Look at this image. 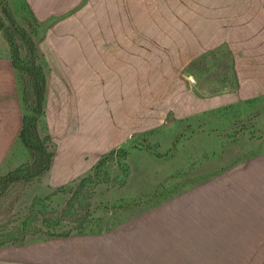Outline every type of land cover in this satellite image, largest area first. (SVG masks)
Instances as JSON below:
<instances>
[{"label":"rangeland","instance_id":"374dc122","mask_svg":"<svg viewBox=\"0 0 264 264\" xmlns=\"http://www.w3.org/2000/svg\"><path fill=\"white\" fill-rule=\"evenodd\" d=\"M123 14L118 10V17ZM12 16L38 39L41 31L24 9ZM187 25L159 26L157 11L151 14V51L165 59V72L158 75L165 79L157 76L140 98V116L148 121L136 122L131 137L102 155L93 153L92 139H84L86 145L72 158L82 167L70 171L66 184L52 185L49 171L28 184L11 186L0 198V232L16 237L32 209L56 217L60 212L83 213L89 204V219L64 221L54 233L65 236L56 238L33 222L23 242L0 247V259H15L0 264H264V248L241 249L250 236L252 243V228L244 224L248 218L234 211L229 216L221 201L224 195L244 200L264 194V95L242 99L229 47L202 52L206 44L201 40L197 52L192 51ZM121 29L119 23L118 34L124 35ZM46 76L49 91L36 124L57 157L75 138L80 121L76 105L49 97L63 76ZM26 82L22 80L23 90ZM226 94L230 96L219 98ZM222 100L225 105L216 107ZM31 103L33 98L24 102L27 115H34ZM97 113L102 120L107 116L103 107ZM113 150L126 153L119 152L98 174L95 167ZM20 159L24 162L27 156L20 154ZM195 203L204 206L191 211ZM226 220L230 226L221 224Z\"/></svg>","mask_w":264,"mask_h":264},{"label":"crops","instance_id":"0c3cea01","mask_svg":"<svg viewBox=\"0 0 264 264\" xmlns=\"http://www.w3.org/2000/svg\"><path fill=\"white\" fill-rule=\"evenodd\" d=\"M5 9L13 20L12 14L24 9L40 29L38 39H33L44 72L63 76L51 87V101L63 105L72 103L78 108L80 122L75 138L67 142L61 155H54L49 170L52 185L66 184L70 171L82 167L81 162L75 163L72 158L73 153L86 145L84 139H92L93 153L102 155L131 137L136 122L148 121L140 116L144 113L139 112L140 98L166 68L165 59L151 51L153 40L149 26L153 11H157L159 26L189 25L194 42L192 51L197 52V42L201 40L206 44V49L201 47L202 52H214L227 45L241 98L264 95V0H7L0 2V19L4 24ZM121 9L125 16L118 17ZM119 23L124 35L118 34ZM5 27L0 28V177L16 171L33 158V153L19 138L27 112L22 74L15 68ZM25 51L24 55L20 52V57H27ZM48 89L46 76L44 104ZM225 96L230 95L219 98ZM107 105L114 107V111ZM221 105H225L223 100L216 102V107ZM102 107L107 115L103 120L97 115L98 111L101 114ZM20 154L27 156L26 161H21ZM224 196L226 199L221 201L225 205L222 208L227 209L225 212L229 216L231 211L244 213L248 218L244 224L252 228L249 234H253V244L248 236L241 249L264 248V194L254 193L244 200ZM203 206L195 203L190 210L196 212ZM221 224L230 226V221ZM7 260L15 259H0Z\"/></svg>","mask_w":264,"mask_h":264},{"label":"trees","instance_id":"16d2710c","mask_svg":"<svg viewBox=\"0 0 264 264\" xmlns=\"http://www.w3.org/2000/svg\"><path fill=\"white\" fill-rule=\"evenodd\" d=\"M4 13L7 22L4 24L0 19V28L2 29L6 26L5 36L13 51L15 68L21 72L23 81L28 80V83L26 82V88L23 90V101L29 103L33 98V103L29 104L28 108L34 115H25L19 138L23 145L33 153L34 160L21 166L16 171L11 172L4 177H0V197H2L7 189L14 183H26L43 176L51 169L54 159V153L49 151L47 146L49 140L41 138L36 124L37 115H40L43 112L46 74L42 65L37 62L40 58L35 52V40L33 39L32 34L30 35L27 33L25 28L16 25V22L8 14V10L5 9ZM33 22L35 23V21ZM23 48L27 50L26 58L20 57V52ZM118 153L125 154L126 152L123 150H113L108 155H104L102 157L103 159L95 167L97 173L99 174L102 166L110 159H113ZM98 174L96 177H98ZM37 202L36 205H38ZM81 207H83L82 204ZM90 212L91 208L89 204L84 208L83 213L78 212L71 214L70 212H67V214H65V212H60L56 217H49L45 210L32 209L30 212L31 214L26 217L23 223V228H21L19 233L20 237H16L12 232H9L8 234L0 232V247L6 244L23 242L29 233L28 227L33 224V222L40 224L41 227L47 230L44 233L46 236L51 238L63 237L65 236L64 234H57L54 233V231L57 230L64 221L85 223L91 216ZM41 231V228H39V231H37L36 234L41 233ZM79 234H82L81 231Z\"/></svg>","mask_w":264,"mask_h":264}]
</instances>
